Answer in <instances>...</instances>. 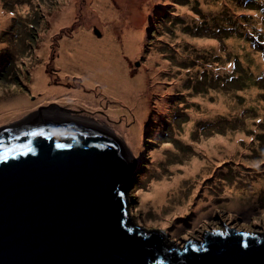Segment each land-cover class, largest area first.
I'll use <instances>...</instances> for the list:
<instances>
[{
  "label": "rangeland",
  "instance_id": "374dc122",
  "mask_svg": "<svg viewBox=\"0 0 264 264\" xmlns=\"http://www.w3.org/2000/svg\"><path fill=\"white\" fill-rule=\"evenodd\" d=\"M65 1L0 0V125L52 107L62 111L52 113L56 119L75 118L118 136L122 123L132 131L142 117V148L126 143L148 164L129 182L128 208L138 223L161 227L178 244L213 225L225 229L224 221L264 229L258 204L264 199L254 201L264 172L250 167L264 170V40L255 35L256 26L264 32L262 1L73 0L75 8ZM104 2L116 13H106ZM251 9L263 17L250 18L257 15ZM75 31L74 40L83 37L80 48L62 54L63 38ZM112 33L119 44L100 48ZM42 82L64 94H48ZM179 110L187 113L181 121L190 119L182 137L174 133ZM237 151L250 163L238 160ZM196 162L207 170L187 174ZM240 199L256 211L248 220L234 212L245 208Z\"/></svg>",
  "mask_w": 264,
  "mask_h": 264
},
{
  "label": "water",
  "instance_id": "95a60500",
  "mask_svg": "<svg viewBox=\"0 0 264 264\" xmlns=\"http://www.w3.org/2000/svg\"><path fill=\"white\" fill-rule=\"evenodd\" d=\"M44 110L0 125V264H264V229L213 225L181 245L138 223L127 142Z\"/></svg>",
  "mask_w": 264,
  "mask_h": 264
},
{
  "label": "bare ground",
  "instance_id": "6f19581e",
  "mask_svg": "<svg viewBox=\"0 0 264 264\" xmlns=\"http://www.w3.org/2000/svg\"><path fill=\"white\" fill-rule=\"evenodd\" d=\"M65 4L66 5H70V6H72V7L75 8V4H74L73 0H66L65 1ZM102 5H103V7H105L106 13H108L109 15H113V14L116 13V10L108 2H104V3H102ZM63 16H65V13L63 14ZM85 30L86 31H89V29H87V28H85ZM75 33H76V31L71 36H67V37L63 38V41H62V47H63L62 54L63 53H66V52L67 53L68 52H74V53H76L75 51L78 48H80V44L82 42L83 37L81 36V37H78L76 40H74ZM111 36H112V39L110 41L104 42V44H102L99 47L100 48H105L107 46L116 47L117 46V43L119 44V41L113 36V33H112ZM88 38H89V34H87V36H86V39H88ZM132 55L133 56H136V54L133 53V52H132ZM153 56H154V58H156L157 57V54L156 53H153ZM42 71H43V68L41 67L40 72H42ZM41 77L42 78H45L44 71L41 74ZM142 78L143 77H141V79L139 80V83L140 84L142 83V81H141ZM129 79H130V82L132 83L131 89L132 88H136V85L138 83V79L135 76H133L132 78H129ZM149 82L153 83L156 86V78L149 79ZM42 84H43V87L47 90L48 94H50L52 96L64 94L63 91H62V88H54L53 89V88H48L47 85L44 82H42ZM95 103L96 102H95L94 99H90L89 105L93 106ZM117 108L118 107H114V111H116ZM110 116H111V119L115 120L114 118L117 117V114L114 113L113 116L110 114ZM40 118H43V119H56V118L50 117V116L38 117L36 119H40ZM142 124H143L142 117H138V120L136 121V126L134 127V129L132 131H129L126 128L125 123H122L120 125V127H119V130L120 131H119L118 135L121 136L127 142V144H130L131 146H133L135 148V147H137V144H140L141 143ZM205 148L207 150H210L211 148H213V145L206 144L205 145ZM203 169L207 170V167L203 166L200 162H196V163H194L192 165V168H187L186 169V173L187 174H192L194 172H198V171L203 170ZM168 184L171 185L170 183H168ZM254 187L257 188V189H260V188H258L255 185V183H254ZM225 196H226L227 199L233 198V197H231L229 195H225ZM246 201H247V199L242 200V202H246ZM239 202L240 201H238V203ZM182 206H185V204L179 202V207H182Z\"/></svg>",
  "mask_w": 264,
  "mask_h": 264
},
{
  "label": "trees",
  "instance_id": "16d2710c",
  "mask_svg": "<svg viewBox=\"0 0 264 264\" xmlns=\"http://www.w3.org/2000/svg\"><path fill=\"white\" fill-rule=\"evenodd\" d=\"M58 1V0H57ZM255 1H257V0H255ZM259 2H261L262 1V5L264 6V0H258ZM251 11H254V13H257V15H252V16H250V18H253V17H258V14L259 15H261L262 16V11H264V9L262 10V11H260V10H257V9H251ZM56 14H61V10H56ZM243 15H247V14H243ZM263 17V16H262ZM249 18V19H250ZM247 17H246V21L247 22H249L248 20H249ZM155 32V31H154ZM154 32L153 33H151V36H155V34H154ZM258 32H260V33H258ZM262 33H264L263 32V29H259L258 31H257V26H256V31H255V35L256 36H258L260 39H262V40H264L263 38V34ZM152 43H153V40H148V42H146L145 43V46H146V48L148 49V47L150 46V45H152ZM50 52H51V50H50ZM58 57H60L59 55H57ZM143 57H145V56H143ZM264 69V68H263ZM262 69V70H263ZM209 86L211 87V83L209 84ZM182 113H183V115L184 116H187V113L186 112H181V110H179L178 112H177V117H178V119H179V122L177 123V126H178V129H179V131L178 130H175L174 131V133L175 134H179V136L180 137H182L183 136V133H182V131H183V129H184V127H185V125H186V123H188L189 122V120L190 119H186V120H182L181 121V116H182ZM225 122V121H224ZM126 125V128H127V124H125ZM189 126H192V125H189ZM211 126V125H210ZM210 126H208V127H204V128H200V130L201 129H207V128H209ZM120 127V126H119ZM193 127V126H192ZM142 134H143V131H142ZM142 134H141V143L140 144H137V147H135L134 149L135 150H139V149H141L142 148V146H143V144H144V142H143V139H142ZM158 136V135H157ZM159 137V136H158ZM176 140L177 139H173L172 141H173V143L175 144V142H176ZM149 141H150V143H156V144H159V142L157 141V138H149ZM130 145V144H129ZM133 147V146H132ZM264 149V148H263ZM262 149V150H263ZM143 150H145V148L143 149ZM142 153H139L138 154V156L136 157L137 158V160H138V165H137V168H136V176H138V177H140L141 176V171H138V169H140L141 167H143V168H145V169H147V167H148V164H143L142 163V161H141V158H140V155H141ZM237 154H238V151L236 152V157L238 158V160H242V161H246V160H244L243 159V157L242 156H240V155H238L237 156ZM243 156H248L249 154H242ZM223 159V158H222ZM229 162H231V163H235L233 160H231V161H229ZM247 163H250V162H248V161H246ZM250 167H251V171L252 172H256V173H263L264 172V170H260V171H255L254 169H255V165H252V164H250ZM135 177V176H134ZM256 184H258V185H256L258 188H260V191H259V194L257 193V199L256 200H254V201H258V200H260V199H264V190L262 189L263 188V186H264V180H257L256 181ZM247 187L249 188V186L247 185ZM257 189V188H256ZM132 193H134V191L132 192ZM238 193H231V195H237ZM241 200V199H240ZM244 200V199H243ZM241 203H243L244 205H245V208H244V210H242V211H234V212H237V213H239L241 216H243L245 219H250V214L252 215V213L253 212H256L255 210H253V209H251V207L253 206V204L251 205L250 204V202L247 200L246 202H242V200L239 202V204H241ZM258 204H264V202H261V203H258ZM220 206H222V205H218V207H220ZM231 211V210H230Z\"/></svg>",
  "mask_w": 264,
  "mask_h": 264
},
{
  "label": "crops",
  "instance_id": "0c3cea01",
  "mask_svg": "<svg viewBox=\"0 0 264 264\" xmlns=\"http://www.w3.org/2000/svg\"><path fill=\"white\" fill-rule=\"evenodd\" d=\"M70 110H73V109H69V111ZM44 112H46V113H58V112H62V111H61L60 108H52V107H49V108L45 109Z\"/></svg>",
  "mask_w": 264,
  "mask_h": 264
},
{
  "label": "flooded vegetation",
  "instance_id": "af4514ba",
  "mask_svg": "<svg viewBox=\"0 0 264 264\" xmlns=\"http://www.w3.org/2000/svg\"><path fill=\"white\" fill-rule=\"evenodd\" d=\"M68 108L69 109H73V110H80L79 108H74V107H71V106H68ZM86 109H88V107ZM76 112H74V113H76ZM84 112H88V110H85ZM58 113L62 114V112H58ZM89 113L92 114V112H89ZM70 115L72 116V114H70ZM228 225L231 226L232 224L231 223H227V221H224V226H228ZM215 228H219V227H215Z\"/></svg>",
  "mask_w": 264,
  "mask_h": 264
},
{
  "label": "clouds",
  "instance_id": "9594fccd",
  "mask_svg": "<svg viewBox=\"0 0 264 264\" xmlns=\"http://www.w3.org/2000/svg\"><path fill=\"white\" fill-rule=\"evenodd\" d=\"M69 112H71V111H69ZM69 118H70V117H69ZM73 119H75V118H73ZM106 125H107V124H106ZM106 125H105V126H106ZM107 129H109V128H107ZM137 165H138V160H137ZM136 168H137V167H136ZM136 168H135V170H136ZM135 170H134V171H135ZM225 227H226V226H223V228H225ZM173 241H174V240H173ZM185 242H186V240H184V241L182 242L181 245H183Z\"/></svg>",
  "mask_w": 264,
  "mask_h": 264
}]
</instances>
